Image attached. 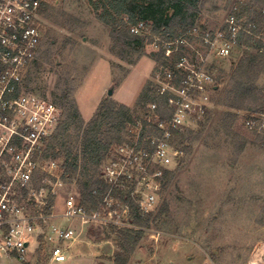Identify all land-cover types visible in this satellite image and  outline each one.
<instances>
[{"label": "rangeland", "instance_id": "1", "mask_svg": "<svg viewBox=\"0 0 264 264\" xmlns=\"http://www.w3.org/2000/svg\"><path fill=\"white\" fill-rule=\"evenodd\" d=\"M235 1H206L195 26L220 27ZM43 28L41 50L27 73L28 87L54 102L67 87L72 88L84 124L95 114L97 102L109 97L135 108L143 87L155 82L159 61L151 56V43L132 64L137 55L115 43L110 27L88 0H51ZM239 56L237 51L233 58L214 60L219 91L213 107L189 138L176 137L175 146L182 152L168 169L174 175L167 187L162 179L154 218L129 264H163L168 258L178 264L190 259H197V264H264V133L245 126L254 111L225 104L224 90ZM259 84L264 85V74ZM81 135L76 127L70 130L73 148L79 147ZM93 171L80 178L88 180ZM77 188L76 182H65L57 197V212L64 210L66 196ZM162 207L164 213L155 218ZM80 239L72 253L83 256L91 247L98 262H113L119 250L116 232L106 226L85 227ZM48 257L49 248L43 242L38 247L32 238L24 260L1 255L0 264H49ZM83 259L65 264H86Z\"/></svg>", "mask_w": 264, "mask_h": 264}, {"label": "built area", "instance_id": "2", "mask_svg": "<svg viewBox=\"0 0 264 264\" xmlns=\"http://www.w3.org/2000/svg\"><path fill=\"white\" fill-rule=\"evenodd\" d=\"M50 1L0 0V257L24 260L35 238L38 247L43 242L49 248V264H65L85 227H134L131 206L119 193L129 191L143 214L155 211L165 171L182 152L175 146L176 137L199 126L213 107L219 88L214 60L233 58L237 51L242 56L240 41L247 35L264 40V22H243L234 5L220 27L194 25L169 39L154 34L145 21L133 25L131 32L150 37L153 51L162 55L154 84L164 105L151 102L147 124L131 123L128 139L111 147L102 166L106 189L99 202L86 204L77 188L57 212V197L66 181L48 144L63 120V109L27 86ZM245 126L263 134L264 109L251 113Z\"/></svg>", "mask_w": 264, "mask_h": 264}, {"label": "trees", "instance_id": "3", "mask_svg": "<svg viewBox=\"0 0 264 264\" xmlns=\"http://www.w3.org/2000/svg\"><path fill=\"white\" fill-rule=\"evenodd\" d=\"M88 1L98 18L110 27L115 43L137 55L136 59L130 60L134 64L145 55V48L150 44L151 39L133 34L131 32L133 25L139 21H145L154 34L167 39L174 38L181 31H186L196 25L195 22L208 0ZM235 6L236 9L233 11L243 22L256 21L260 24L264 22L262 13L264 0H236ZM240 45L244 46V52L224 90L225 104L231 108L255 111L264 108V85L259 84V79L264 74V40H257L247 35L241 39ZM151 56L155 60L162 58L159 52L154 51ZM71 94L72 88L67 87L59 100L55 101L63 109V120L48 144V151L54 158L60 160L65 181L76 182L83 201L94 206L106 189L101 173L111 147L128 139V127L131 123L142 120L146 125L145 115L148 105L153 101L164 105V99L158 95L155 84L149 81L140 92L135 108L119 104L112 98L106 97L100 102L93 117L84 124L81 112ZM73 127L82 130L78 148H73L69 141L70 130ZM192 133L193 130L190 129L187 130V134L182 132L179 135L184 141ZM91 169L94 171L90 178L82 180L80 175L89 173ZM173 175V171H165L164 187H167ZM95 189H98L97 194L94 193ZM119 194L131 206L130 222L134 227H109L116 232L119 246L112 260L113 264H129L131 254L140 245L145 233L144 229L150 226L155 212L143 214L129 191ZM164 211L165 208L162 207L155 218L161 216Z\"/></svg>", "mask_w": 264, "mask_h": 264}, {"label": "crops", "instance_id": "4", "mask_svg": "<svg viewBox=\"0 0 264 264\" xmlns=\"http://www.w3.org/2000/svg\"><path fill=\"white\" fill-rule=\"evenodd\" d=\"M98 102H97V104H96V106L98 107ZM97 109V108H96ZM86 121H88V120H86ZM84 253V255L83 256H78V254H73L71 257H70V259L71 260H74V259H76V258H84L83 260L85 261V263L86 264H113V262L111 261V260H108V261H101V262H98L99 261V259L98 260H96V256H95V254H94V251H93V249L90 247L89 248V251H88V253L87 252H83ZM77 256V257H76ZM178 259H181V260H184L182 257H177ZM69 259V260H70ZM167 259V258H166ZM180 261V260H179ZM197 264L198 263V260L197 259H190L187 263H185L184 261H182V263L181 264ZM163 264H178L177 262H175L173 259H170V258H168L166 261H164V263Z\"/></svg>", "mask_w": 264, "mask_h": 264}, {"label": "water", "instance_id": "5", "mask_svg": "<svg viewBox=\"0 0 264 264\" xmlns=\"http://www.w3.org/2000/svg\"><path fill=\"white\" fill-rule=\"evenodd\" d=\"M113 92H114L113 88H110V89L108 90V95H109V96L113 95Z\"/></svg>", "mask_w": 264, "mask_h": 264}]
</instances>
